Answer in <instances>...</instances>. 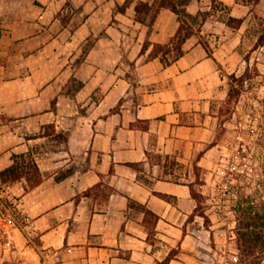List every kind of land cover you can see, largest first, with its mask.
I'll list each match as a JSON object with an SVG mask.
<instances>
[{
    "label": "crops",
    "instance_id": "obj_1",
    "mask_svg": "<svg viewBox=\"0 0 264 264\" xmlns=\"http://www.w3.org/2000/svg\"><path fill=\"white\" fill-rule=\"evenodd\" d=\"M139 1L122 10L126 0H0V172L31 151L43 175L32 188L0 185V264H216L222 255L190 183L196 162L212 166L227 73L264 0H191L192 14H210L170 63L150 53L176 34L178 15L163 7L153 23L138 20ZM68 2L76 13L65 23Z\"/></svg>",
    "mask_w": 264,
    "mask_h": 264
},
{
    "label": "rangeland",
    "instance_id": "obj_2",
    "mask_svg": "<svg viewBox=\"0 0 264 264\" xmlns=\"http://www.w3.org/2000/svg\"><path fill=\"white\" fill-rule=\"evenodd\" d=\"M257 7L254 9L248 30L245 31L243 41L239 46L240 55L235 57L239 63L234 71L240 75L248 66L257 67L254 76L257 87L253 91H246L240 100L230 106L223 101L217 107L220 114L218 130H220L221 124L225 125L227 130L218 143V147L209 156L211 159L209 164L212 162L211 168H198L196 163L194 166L197 172L195 189L204 194L201 198L200 211L205 212L209 217L206 219L203 216L204 222L206 225L215 224L221 233L217 250L222 255L218 254L216 264H238V260L235 259V256L240 255L237 244V226L243 216L242 212L252 202L262 208V143L257 141L256 134L255 137H244L241 136L239 130L242 122L244 126V122L251 121L248 104L262 105L264 45L254 46L258 36L264 30V2H262V6ZM215 8L223 10L222 14L228 20L226 5L216 2ZM73 9L72 4L68 2L63 22L66 23L67 19H70L68 16L76 13ZM74 15L73 24H77L80 18L77 17V14ZM161 54L164 53L161 52ZM166 57L169 59L171 55ZM229 74L231 73H227L228 83L230 82ZM72 83L75 89H78L82 84L81 81ZM257 119L262 124V114ZM48 131L50 132V130ZM59 138L63 141L66 136L61 134ZM58 176L61 177L62 173ZM36 179V177L33 178V180Z\"/></svg>",
    "mask_w": 264,
    "mask_h": 264
},
{
    "label": "trees",
    "instance_id": "obj_3",
    "mask_svg": "<svg viewBox=\"0 0 264 264\" xmlns=\"http://www.w3.org/2000/svg\"><path fill=\"white\" fill-rule=\"evenodd\" d=\"M132 0H126L125 3L120 5V9L125 8L131 3ZM191 0H156L155 3L150 4L147 1H139L137 3V16L136 18L141 21H147L153 23L157 17L161 8L167 7L172 9L178 15L180 20V26L176 34L171 38L168 43H155L150 53L151 57L161 55L163 52V58L166 63H170L185 52L184 43L193 34H198L201 30L202 23L207 19L210 14L209 11L200 10L197 14H192L188 10V5ZM228 24L235 27H240L243 23V18H237L234 16L228 17ZM149 42L144 44L142 49L146 51L149 46ZM210 53L212 52L209 43L206 42ZM264 45V30L258 36V39L254 47ZM167 55H171V58L167 59ZM257 67H247L246 70L238 75L235 72L229 74V90L225 100L226 104L230 106L234 102L240 100L246 91H253L257 87L255 85V71ZM55 103V100H54ZM260 105V104H259ZM250 106L249 115L251 121L242 122L239 130L241 136L255 137L258 142L262 143V208L258 207L255 203L243 210L242 217L240 218L237 226V244L240 250L238 256V264H263L264 262V74L262 73V105L258 106L253 103L248 104ZM262 109V110H261ZM262 114V124L257 117ZM227 128L221 124L220 130H218V136L214 145L218 144L226 132ZM256 142V143H258ZM196 167L201 168L197 165ZM256 167V166H255ZM253 167V169H255ZM1 183L0 185H9L19 180H26L27 188L35 187L42 181V171L40 169L37 158L32 152H20L13 154V163L3 169L0 172ZM36 177V180L33 178ZM192 195L197 199L198 206L196 213L201 214L206 219L208 215L205 212L200 211L201 198L203 193L195 189V182L190 183Z\"/></svg>",
    "mask_w": 264,
    "mask_h": 264
},
{
    "label": "built area",
    "instance_id": "obj_4",
    "mask_svg": "<svg viewBox=\"0 0 264 264\" xmlns=\"http://www.w3.org/2000/svg\"><path fill=\"white\" fill-rule=\"evenodd\" d=\"M4 210H5L4 217H8V216H10L12 218L14 217L13 212L10 211V208L9 207L5 206L4 207ZM235 259L238 260V256H235Z\"/></svg>",
    "mask_w": 264,
    "mask_h": 264
}]
</instances>
